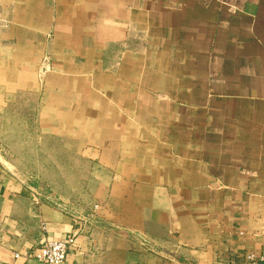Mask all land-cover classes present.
I'll return each instance as SVG.
<instances>
[{
  "label": "crops",
  "instance_id": "1",
  "mask_svg": "<svg viewBox=\"0 0 264 264\" xmlns=\"http://www.w3.org/2000/svg\"><path fill=\"white\" fill-rule=\"evenodd\" d=\"M20 91L83 149L97 220L0 178V264L72 231L64 264H264V0H0Z\"/></svg>",
  "mask_w": 264,
  "mask_h": 264
},
{
  "label": "rangeland",
  "instance_id": "2",
  "mask_svg": "<svg viewBox=\"0 0 264 264\" xmlns=\"http://www.w3.org/2000/svg\"><path fill=\"white\" fill-rule=\"evenodd\" d=\"M40 96L20 91L0 104V178L30 182L34 193L53 199L65 213H92L84 209L93 191L88 185L93 169L77 142L40 126Z\"/></svg>",
  "mask_w": 264,
  "mask_h": 264
},
{
  "label": "built area",
  "instance_id": "3",
  "mask_svg": "<svg viewBox=\"0 0 264 264\" xmlns=\"http://www.w3.org/2000/svg\"><path fill=\"white\" fill-rule=\"evenodd\" d=\"M97 206L98 205H96L95 208H97ZM70 215L76 221L82 222V224L86 226L95 224L97 220L95 211H92V213H79L76 215L70 213ZM75 238V232L72 231L63 240L46 239L30 251L26 252L24 256L27 258H33L42 264H64L71 247L75 243ZM18 255V253H15V257H18ZM259 259L264 262V255H261Z\"/></svg>",
  "mask_w": 264,
  "mask_h": 264
}]
</instances>
